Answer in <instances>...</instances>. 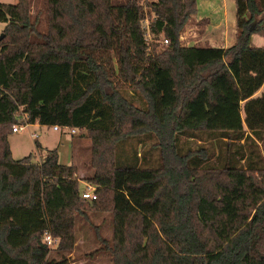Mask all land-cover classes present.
Segmentation results:
<instances>
[{
    "label": "trees",
    "instance_id": "16d2710c",
    "mask_svg": "<svg viewBox=\"0 0 264 264\" xmlns=\"http://www.w3.org/2000/svg\"><path fill=\"white\" fill-rule=\"evenodd\" d=\"M234 3L227 48L181 44L197 0L0 3V264H68L44 233L70 248L77 221L101 213L112 264H264V44L251 42L264 0ZM20 116L92 141L95 200L56 149L12 158Z\"/></svg>",
    "mask_w": 264,
    "mask_h": 264
},
{
    "label": "rangeland",
    "instance_id": "374dc122",
    "mask_svg": "<svg viewBox=\"0 0 264 264\" xmlns=\"http://www.w3.org/2000/svg\"><path fill=\"white\" fill-rule=\"evenodd\" d=\"M15 2L17 0H0V3L13 4ZM147 12V17L150 19L152 15L148 10ZM196 16L205 19L197 21L194 15L185 24L180 32V42L184 45L203 44L202 36L208 23L207 18L213 19L215 23L222 24L231 33L235 26L234 0H201V2L199 0ZM5 25L4 22H0V35L3 33ZM146 38L150 45L156 46L157 51L162 50L166 44L163 36L154 40L150 35L146 34ZM251 41L254 45L258 46L264 42V37L253 34ZM126 96L132 99L136 105L144 106V100L137 94L126 91ZM20 123H24L23 116L19 118L18 124ZM32 133H36L37 136H33ZM7 140L14 160L31 155L33 162H39L47 150L56 149L60 163L75 166L80 190H87L89 186L95 190L93 184L83 180L86 175L93 172V169L90 167L92 141L89 138L80 135L78 132L71 133L69 128L54 131L52 127L36 124L27 125L23 131L9 132ZM189 140L188 142H193ZM153 143V140H144L143 143L137 145L138 152L143 149L149 150L156 159L157 150L152 147L154 146ZM199 145L211 146L209 142L198 140H195L192 144L193 147ZM257 146L261 151L262 146L260 142H257ZM129 147V143L124 145V151L127 154L130 153ZM111 235L110 216L109 214L101 213L97 216H91L89 221L82 218L77 221L74 240L70 248L59 247V239L56 237H53V245L46 246L49 249L51 257L56 259L65 258L68 260V264H112L110 252L103 243H100V239L104 238L111 244Z\"/></svg>",
    "mask_w": 264,
    "mask_h": 264
},
{
    "label": "crops",
    "instance_id": "0c3cea01",
    "mask_svg": "<svg viewBox=\"0 0 264 264\" xmlns=\"http://www.w3.org/2000/svg\"><path fill=\"white\" fill-rule=\"evenodd\" d=\"M198 2L199 0H197V4ZM195 18L197 21L205 19V18H201L200 16H196V14H195ZM207 21L208 23L205 26V32H204V35L202 36V39H203L202 45H189V44L184 45L182 43L181 44L184 46H210V47L227 48L235 42V36H236L235 26L232 32L230 33L226 30L225 27H223L222 24L215 23L213 19L207 18ZM251 40H252V36H251ZM263 44L264 42L261 43V45ZM261 45H258V46H261ZM36 124L37 123L31 124V125H36Z\"/></svg>",
    "mask_w": 264,
    "mask_h": 264
},
{
    "label": "built area",
    "instance_id": "2783aa9c",
    "mask_svg": "<svg viewBox=\"0 0 264 264\" xmlns=\"http://www.w3.org/2000/svg\"><path fill=\"white\" fill-rule=\"evenodd\" d=\"M148 22H149V18L147 17L145 19V21H144V24H143L145 29L148 28ZM164 41H165V43H167V40H164ZM27 125H30V124H26V123L14 124L12 126V129L11 130H12V132L23 131ZM52 129L54 131H59L60 129H63V128H60L58 126H52ZM70 132L71 133H74L75 131L73 129H70ZM32 135L33 136H37L36 133H32ZM81 197L83 199L89 200V201L95 200L96 199L95 190L89 186L87 190H83L81 192ZM42 241L46 245H53L54 244V239H53V237L48 232H45L44 233L43 238H42Z\"/></svg>",
    "mask_w": 264,
    "mask_h": 264
},
{
    "label": "water",
    "instance_id": "95a60500",
    "mask_svg": "<svg viewBox=\"0 0 264 264\" xmlns=\"http://www.w3.org/2000/svg\"><path fill=\"white\" fill-rule=\"evenodd\" d=\"M3 35H4L3 33L0 35V39H2V38H3Z\"/></svg>",
    "mask_w": 264,
    "mask_h": 264
}]
</instances>
